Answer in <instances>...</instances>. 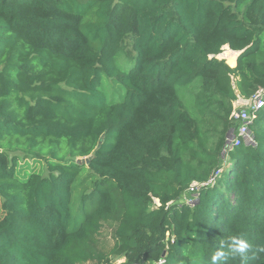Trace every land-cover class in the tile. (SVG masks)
I'll use <instances>...</instances> for the list:
<instances>
[{
	"label": "trees",
	"instance_id": "1",
	"mask_svg": "<svg viewBox=\"0 0 264 264\" xmlns=\"http://www.w3.org/2000/svg\"><path fill=\"white\" fill-rule=\"evenodd\" d=\"M260 91L264 0H0V264H264Z\"/></svg>",
	"mask_w": 264,
	"mask_h": 264
},
{
	"label": "built area",
	"instance_id": "2",
	"mask_svg": "<svg viewBox=\"0 0 264 264\" xmlns=\"http://www.w3.org/2000/svg\"><path fill=\"white\" fill-rule=\"evenodd\" d=\"M262 93L263 92L260 91L250 100H244L240 98L237 101V103L234 105V111L232 113L231 119L237 122L238 124H240V127L237 133L232 134V138L228 140L226 150H233L234 148L239 147L243 144L246 145L254 144V136L252 135L251 127L254 125L256 112L264 109V100ZM221 175H222V171L221 170L217 171L214 174V176L211 178V180L205 184V186L214 185ZM201 187L202 185L196 183L193 184L191 188L183 194L179 203H186V204L195 203V199L197 198L198 195L197 191ZM138 264H148V263H138ZM154 264H166V260L165 258H163Z\"/></svg>",
	"mask_w": 264,
	"mask_h": 264
},
{
	"label": "rangeland",
	"instance_id": "3",
	"mask_svg": "<svg viewBox=\"0 0 264 264\" xmlns=\"http://www.w3.org/2000/svg\"><path fill=\"white\" fill-rule=\"evenodd\" d=\"M238 56L239 55L237 53L232 52L228 47H226L224 49L223 54L220 56V58H224L230 67H235ZM34 168H36V170L38 171H41V172L43 171V166L41 164H34L32 160H22L20 162V171L22 174H24V176H28L29 174H31L32 169ZM46 174L47 172L44 171V175ZM155 206L156 207L160 206L158 201H155ZM2 216H3L2 201L0 199V218ZM100 240H101V245L99 247L100 251L98 254L101 256H107L110 253L114 245L113 237L110 232L105 231L102 234ZM124 260H125L124 258H117L114 261H115V264H121L124 262ZM83 264H92V261H87Z\"/></svg>",
	"mask_w": 264,
	"mask_h": 264
},
{
	"label": "clouds",
	"instance_id": "4",
	"mask_svg": "<svg viewBox=\"0 0 264 264\" xmlns=\"http://www.w3.org/2000/svg\"><path fill=\"white\" fill-rule=\"evenodd\" d=\"M248 248H249V245L247 243L240 241L238 243V246L236 247V252L242 254V258H243ZM213 259L215 260L216 258L214 257Z\"/></svg>",
	"mask_w": 264,
	"mask_h": 264
},
{
	"label": "water",
	"instance_id": "5",
	"mask_svg": "<svg viewBox=\"0 0 264 264\" xmlns=\"http://www.w3.org/2000/svg\"><path fill=\"white\" fill-rule=\"evenodd\" d=\"M232 138V135H229V139H231Z\"/></svg>",
	"mask_w": 264,
	"mask_h": 264
}]
</instances>
